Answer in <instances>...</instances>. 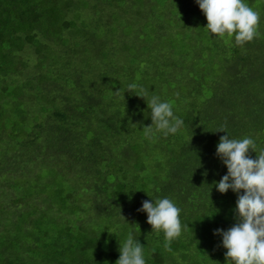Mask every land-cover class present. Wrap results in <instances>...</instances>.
Here are the masks:
<instances>
[{
  "label": "trees",
  "instance_id": "trees-1",
  "mask_svg": "<svg viewBox=\"0 0 264 264\" xmlns=\"http://www.w3.org/2000/svg\"><path fill=\"white\" fill-rule=\"evenodd\" d=\"M245 2L259 35L237 45L196 0H0V264H115L129 232L146 264H227L214 230L238 197L214 185L217 145L264 150V0ZM145 94L175 134H145ZM164 197L185 226L167 248L137 211Z\"/></svg>",
  "mask_w": 264,
  "mask_h": 264
},
{
  "label": "clouds",
  "instance_id": "clouds-1",
  "mask_svg": "<svg viewBox=\"0 0 264 264\" xmlns=\"http://www.w3.org/2000/svg\"><path fill=\"white\" fill-rule=\"evenodd\" d=\"M196 3L207 19L205 28L211 34L234 37L237 45L251 42L259 35L260 13L245 0H196ZM136 88V84H129L128 92ZM138 96L146 99V94ZM146 102L152 120L144 128L146 135L163 133L166 137L184 124L174 115L172 103L162 101L158 95ZM217 132L227 133L225 126ZM250 150L257 154L255 158ZM216 156L227 167V174L214 182L216 189L222 194L232 190L238 197L234 209L236 222L227 230H214L227 250L225 260L227 264H264V150L257 151L250 137L231 138L227 133L219 139ZM137 211L147 213L152 232H163L166 248L182 235L185 227L180 218L182 209L170 198L144 200ZM119 244L120 256L115 264H146L143 244L131 232Z\"/></svg>",
  "mask_w": 264,
  "mask_h": 264
},
{
  "label": "rangeland",
  "instance_id": "rangeland-1",
  "mask_svg": "<svg viewBox=\"0 0 264 264\" xmlns=\"http://www.w3.org/2000/svg\"><path fill=\"white\" fill-rule=\"evenodd\" d=\"M84 18H85V19H88V18H89V15L85 16ZM109 25H110V28L113 27V25H111V24H109ZM183 28H184V27H183ZM112 29H113V28H112ZM113 30H114V29H113ZM127 40H130V41H132V42H136V39H135L134 36H131V37L127 38V39L124 40V41H127ZM90 43H93L92 40L90 41ZM129 45H130V44H129ZM82 57L87 58L88 55H87V54H83L81 57L77 56V58H82Z\"/></svg>",
  "mask_w": 264,
  "mask_h": 264
}]
</instances>
